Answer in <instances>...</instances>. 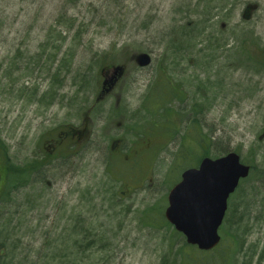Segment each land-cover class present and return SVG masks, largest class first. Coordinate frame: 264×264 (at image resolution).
Returning a JSON list of instances; mask_svg holds the SVG:
<instances>
[{
    "label": "rangeland",
    "instance_id": "1",
    "mask_svg": "<svg viewBox=\"0 0 264 264\" xmlns=\"http://www.w3.org/2000/svg\"><path fill=\"white\" fill-rule=\"evenodd\" d=\"M33 1L44 5L37 22L23 2L5 10L0 30V248L20 241L29 258L38 252L70 261L62 244L79 245L73 230L83 227L90 242L102 229L106 236L74 264H173L182 242L146 218H163L180 172L231 151L263 168L264 0H120L104 15L89 5L104 0H83L72 10L87 27L82 38L74 45V33H64L48 44L46 64L41 45L46 32L59 38L53 24L65 0ZM140 52L150 54L149 67L130 61ZM112 65H125V74L96 104L100 70ZM158 82L174 99L168 114H155L147 101ZM70 128L85 129L80 141L51 156L48 140ZM197 131L201 141L193 139ZM114 139H122L120 157L111 151ZM15 167L32 171L25 186H14ZM122 177L133 182L124 186ZM240 190L226 224L242 243L235 264H264V182ZM87 212L97 216L85 220Z\"/></svg>",
    "mask_w": 264,
    "mask_h": 264
},
{
    "label": "trees",
    "instance_id": "2",
    "mask_svg": "<svg viewBox=\"0 0 264 264\" xmlns=\"http://www.w3.org/2000/svg\"><path fill=\"white\" fill-rule=\"evenodd\" d=\"M82 1L83 0H65L64 1L63 6L65 10L63 11V15H61L60 18L58 19H54L55 23L53 24L54 30H56V28L59 29V31L57 32L59 35V38L52 40L53 34L51 33V31L49 33L46 32L45 41L41 45L44 52L42 53L39 59L41 61L43 60L44 64L48 63L51 60L49 57H46L45 59H43L42 57L43 54H45V50L47 49V46H49L48 44L54 41L57 43L59 40L63 41L64 33L66 35H69L70 32L74 33L72 34V39H71V42L74 45H75L76 39H77L76 41H78L79 39L82 38V35L85 32V29L87 27H85L83 22H79V23L77 22V19L73 15V11H72L74 7L77 4L81 3ZM23 2L27 3V6H28L27 8L31 7V9L34 10V13L32 14V22L33 23L37 22V20L41 16L42 9L44 6L43 4L35 5V2L33 0H17V2H15L14 0H0V30L4 29L6 26V22H5L6 16H4L5 10L9 8H14L16 4L20 5ZM119 3H120V0H104V5L101 7H100V4H96L93 6L91 1L89 2V5L92 6L93 10L95 9L96 11L97 9L96 12L98 14L100 13L101 15H104L110 10L112 4H119ZM10 24L12 25V23ZM40 65L41 64H37L36 67H39ZM41 68H43V66H41L39 69ZM162 87H163V84L161 82H158L155 88L153 89L152 93L150 94V96L147 98L149 107L150 109H152V112H154L155 114H157L159 110L161 109H164L165 114H168L170 111L169 109L165 108V104L167 103L169 104L174 100L173 98L167 97L168 95L163 90ZM20 89H22V92L24 91L26 92L29 90V88L26 86H22ZM34 95L36 96L37 93L35 92L32 95L33 99H34ZM158 130L164 132L166 128L164 125H160L158 127ZM197 138L199 141H201V138L198 136V134H197ZM1 144L2 143L0 142V145ZM184 158H186L185 155H183V159ZM31 168H33V165H31ZM31 172L32 171L29 170L28 168H18V167H15L13 171H10L14 179V186L16 188L18 186H23V185L25 186L26 182H28V175ZM251 180H254L256 183L258 181L264 182V164H263V168H261L260 170L255 165H251L250 176L245 182L251 181ZM240 191L241 190L238 191L239 194H240ZM86 214H87V219L85 220H92L93 218L97 216V214L93 212L92 213L87 212ZM146 223H147V226L151 228H155V229L157 228L163 229V227H165L171 233L172 237H174L177 241L179 239L182 241V239L180 238V235L175 233L171 229V227L166 222H164L160 214L155 215L151 213L149 217L147 216ZM233 223H235V221ZM226 224H228V219L225 221V224L223 225L221 229V232L223 233L222 242L217 248H215L214 250L210 252L200 253V252H197L194 248L186 246L182 242L181 247L176 251V257L173 260V264H175V262L177 261L179 264H235L236 258L242 249V243L237 239L236 236L226 233ZM232 226L233 224L231 223V226L229 227L231 231L233 228ZM73 232L75 234L74 236L81 238L79 245L74 243L72 245L73 247L70 248L66 246V243H64L62 244L63 248L61 250V251L66 250L65 253L69 252L68 254H70L71 252V255H75V254L79 255V252L83 254L85 252H91V250L94 247L96 248V242L103 241L106 236V231L102 229L101 239L100 240L95 239V241L90 242L93 238H90L89 231L83 230V227L82 228L78 227V231L73 230ZM224 234L227 235L226 237L229 239H227ZM98 236L99 234L95 235V237H98ZM98 246H105V245L104 243H99ZM47 248L48 246H45L43 250L45 249L47 250ZM70 249H73V250H70ZM21 253H23V255ZM68 262L69 261L66 260V256H63V254L62 255L59 254L58 256L54 257L52 256V254L51 255H47V254L40 255L37 252L32 258H29L26 254H24V252L21 251L20 241L17 242V244L14 246L13 249L9 248V251L6 252L4 256H0V264H69Z\"/></svg>",
    "mask_w": 264,
    "mask_h": 264
},
{
    "label": "water",
    "instance_id": "3",
    "mask_svg": "<svg viewBox=\"0 0 264 264\" xmlns=\"http://www.w3.org/2000/svg\"><path fill=\"white\" fill-rule=\"evenodd\" d=\"M252 7H246L243 18L248 20ZM132 60L138 67H147L151 58L148 54L134 55ZM121 67L111 72L103 69V88L109 92L121 77ZM249 166L240 162L234 153L212 160L204 158L198 168L188 169L181 175V181L168 194L165 219L176 232L184 236L187 245L200 251H210L220 242L218 229L227 209V200L236 190L240 180L249 175Z\"/></svg>",
    "mask_w": 264,
    "mask_h": 264
},
{
    "label": "flooded vegetation",
    "instance_id": "4",
    "mask_svg": "<svg viewBox=\"0 0 264 264\" xmlns=\"http://www.w3.org/2000/svg\"><path fill=\"white\" fill-rule=\"evenodd\" d=\"M86 122V121H85ZM85 132V129L82 130H75V129H71L68 131H62L60 132V134H57L55 138L51 139L50 141L48 140V145L51 148L49 150V154L52 156L56 149L58 147H60L62 144H64L65 142H71V141H80V139L82 138L83 134ZM84 140V139H83ZM117 141L113 142L112 144V149H113V154L117 157H120L119 153L117 152L118 146L116 147V143L118 144L121 143L122 139H116ZM47 142V140L45 141ZM45 148V147H44ZM126 158V157H125ZM125 192H121V195H124ZM129 194V193H127Z\"/></svg>",
    "mask_w": 264,
    "mask_h": 264
},
{
    "label": "bare ground",
    "instance_id": "5",
    "mask_svg": "<svg viewBox=\"0 0 264 264\" xmlns=\"http://www.w3.org/2000/svg\"><path fill=\"white\" fill-rule=\"evenodd\" d=\"M42 66V65H41ZM79 258V261H83V258H85V257H82V256H80V255H77V254H75V255H71V257H70V264H74L75 262H76V260ZM77 263V262H76Z\"/></svg>",
    "mask_w": 264,
    "mask_h": 264
}]
</instances>
